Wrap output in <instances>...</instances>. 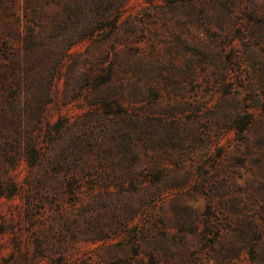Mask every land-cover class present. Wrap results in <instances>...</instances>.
Here are the masks:
<instances>
[{
	"label": "rangeland",
	"instance_id": "374dc122",
	"mask_svg": "<svg viewBox=\"0 0 264 264\" xmlns=\"http://www.w3.org/2000/svg\"><path fill=\"white\" fill-rule=\"evenodd\" d=\"M0 264H264V0H0Z\"/></svg>",
	"mask_w": 264,
	"mask_h": 264
},
{
	"label": "trees",
	"instance_id": "16d2710c",
	"mask_svg": "<svg viewBox=\"0 0 264 264\" xmlns=\"http://www.w3.org/2000/svg\"><path fill=\"white\" fill-rule=\"evenodd\" d=\"M242 129H244V128H242Z\"/></svg>",
	"mask_w": 264,
	"mask_h": 264
}]
</instances>
